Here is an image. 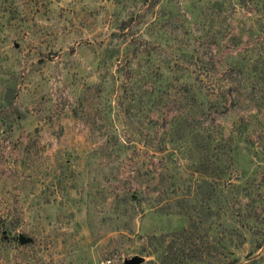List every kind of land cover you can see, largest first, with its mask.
I'll list each match as a JSON object with an SVG mask.
<instances>
[{
    "label": "rangeland",
    "instance_id": "rangeland-1",
    "mask_svg": "<svg viewBox=\"0 0 264 264\" xmlns=\"http://www.w3.org/2000/svg\"><path fill=\"white\" fill-rule=\"evenodd\" d=\"M133 257L264 264V0H0V264Z\"/></svg>",
    "mask_w": 264,
    "mask_h": 264
},
{
    "label": "water",
    "instance_id": "water-1",
    "mask_svg": "<svg viewBox=\"0 0 264 264\" xmlns=\"http://www.w3.org/2000/svg\"><path fill=\"white\" fill-rule=\"evenodd\" d=\"M139 259L136 257L130 258L128 260H126L125 264H138Z\"/></svg>",
    "mask_w": 264,
    "mask_h": 264
},
{
    "label": "trees",
    "instance_id": "trees-1",
    "mask_svg": "<svg viewBox=\"0 0 264 264\" xmlns=\"http://www.w3.org/2000/svg\"><path fill=\"white\" fill-rule=\"evenodd\" d=\"M129 21L130 20H124V21L121 22L122 29L125 28L127 25H129Z\"/></svg>",
    "mask_w": 264,
    "mask_h": 264
}]
</instances>
